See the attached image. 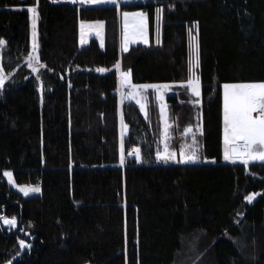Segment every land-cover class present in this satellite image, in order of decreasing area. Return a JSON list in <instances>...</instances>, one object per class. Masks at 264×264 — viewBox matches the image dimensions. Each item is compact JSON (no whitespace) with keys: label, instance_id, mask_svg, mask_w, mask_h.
<instances>
[{"label":"trees","instance_id":"16d2710c","mask_svg":"<svg viewBox=\"0 0 264 264\" xmlns=\"http://www.w3.org/2000/svg\"><path fill=\"white\" fill-rule=\"evenodd\" d=\"M34 3L0 0L4 64L14 70L0 96V264H264V162L224 160L221 87L264 81V0H38L39 72L24 62ZM124 9L145 10L152 36L162 9L161 44L121 50ZM82 19L104 20L103 46L81 44ZM193 36L204 162L161 164L159 107L151 100L145 118L132 99L121 104L114 66L122 58L135 82L186 81ZM168 100L176 119L184 103ZM6 170L40 193L23 196ZM3 216L17 223L6 226Z\"/></svg>","mask_w":264,"mask_h":264},{"label":"snow or ice","instance_id":"6c2138e0","mask_svg":"<svg viewBox=\"0 0 264 264\" xmlns=\"http://www.w3.org/2000/svg\"><path fill=\"white\" fill-rule=\"evenodd\" d=\"M73 3L76 0H72ZM81 3L87 4H99V3H113L117 0H80ZM38 4V0H37ZM28 11L32 14V53L28 56L29 67H32L34 72H39L41 67L45 65L40 63V57L38 53L39 44L37 42V21L39 19V13L37 7H31ZM158 14L162 12V9H158ZM159 18V16H158ZM122 34H121V47L124 51L128 50V46L133 43H143L147 45L149 43L148 36V17L143 11L138 12H122ZM198 27V25H197ZM104 28V21H96L94 23H85L81 21V44L85 42L86 29L95 31L96 35L101 37V46H103L102 31ZM191 29L189 32L191 33ZM159 42V41H157ZM7 41L0 39V48L6 45ZM192 59L190 60V73L191 75L186 82H181L180 86L188 89L193 97L191 103L199 105L201 104L200 97L202 96L201 77L197 74L195 69L200 67V43L197 36H193L191 39ZM116 68L119 70L121 64L118 62ZM98 72H106L108 69L97 68ZM8 79L4 69L0 66V89L5 86V81ZM39 79V77H37ZM120 85H121V104L125 99L124 87L131 88V91L127 93V98L135 100L140 104L142 110H145L146 105L142 102L146 100V95H143L149 89H153L156 93L157 99L160 101V114L164 121V150L158 151V159L167 161H175L176 163H189L195 162L200 157L197 154V140L195 134L192 135V145L189 147L191 151H185L181 149V159H176V152L169 151V123L167 104L164 103L165 92L172 90L170 84H133L132 83V71L127 69L120 72ZM43 84H41V100L43 99ZM121 136H120V155L119 161L123 165L125 163V147H124V130L127 125L124 123L123 112H121ZM200 134H203V127L198 126ZM191 126L185 129V134L192 133ZM223 144L224 153L223 158L226 161H241L247 164L249 161L264 162V82H248V83H225L223 85ZM139 158L140 149H133L132 153ZM10 180L12 178L11 172H5ZM20 191L27 196L31 193H39L41 191L39 186H24L20 188ZM255 195V194H254ZM248 196L246 199L251 202L254 198ZM3 222L6 225L13 226L17 223L15 217L8 218L3 217ZM22 247H31L27 245L24 240H20ZM10 264V262H9Z\"/></svg>","mask_w":264,"mask_h":264},{"label":"rangeland","instance_id":"374dc122","mask_svg":"<svg viewBox=\"0 0 264 264\" xmlns=\"http://www.w3.org/2000/svg\"><path fill=\"white\" fill-rule=\"evenodd\" d=\"M52 1L53 2H63V1H65V2H69V3H73L72 0H52ZM133 1H138V0H117V2L114 5H117L119 7L121 3L133 2ZM73 4H78L80 6H96V5H112L113 3L87 4V3H81L80 0H76V2L73 3ZM34 6L37 7V10H38V13H39V8H38V4L37 3L31 4V5L27 6L26 8L29 9V8L34 7ZM15 8H22V7L21 6H16ZM138 11L145 12L147 14V17H148V13L145 10H143V9H133V10L132 9H124V10L121 11V13L122 12H138ZM29 16H30V33H29L30 34V51L25 56L24 62H26V63H28V56L31 55V53H32V19H31L32 14H31L30 11H29ZM158 16H159V18H158ZM39 19H40V13H39ZM39 19L37 21V29H36V31H37V42L39 44L38 53H39V50H40V38H39V29H38ZM81 21H84L85 23H94L96 21H104V20H102V19H82V20H80L79 24H81ZM85 31H86L85 38L87 40H90L91 38H95L101 44V37L96 35L95 31L88 30V29H86ZM80 34H81V29H80ZM121 34H122V19H121ZM104 35H105V22H104V28H103V31H102L103 45H104V40H105V36ZM148 36H149V43L147 45H150L152 43H154L155 45L161 44V41H162V17L159 14H157V16L155 18L153 36H152V34L150 32V25H149V18H148ZM152 37H153V39H152ZM157 41H159V42H157ZM138 44H143V43L141 42V43L130 44L128 46V49L132 45H138ZM4 47H5V45L3 46V48H0V66L3 67L5 73H6L7 77H8V79L5 81V84H6V82L8 80L13 78L14 70L13 71H9L6 68L5 64H4ZM121 50H123L122 47H121ZM190 57H191L190 59H192V48H191V56ZM118 62L121 64V68L118 70L116 68V65L114 67L118 71V74H119V92L121 93L120 72L121 71H126L129 68L128 67H124V65L122 63V58ZM195 71L200 76L199 69H195ZM39 82H40L39 89L41 90V84L42 83H41V81H39ZM181 82H186V81H177V82H170V81L135 82V81H133V78H132V83L133 84H170V85H172V90L168 91V92H165V94H164L165 95L164 103H166L167 106H168L167 107L168 123L170 125V127H169V139L167 141V143L169 144V151L176 152V159L180 160L181 159V156H180L181 149H184L186 152L187 151H191V148L189 146L192 145V135L195 134L196 140H197V146H196L197 147V154H198V156L200 158L197 161H195V162H189V163H202V162H204L203 156L201 154V149H202L201 146H202L203 135L200 134V131H199V128H198V126H202V107H201L202 106V101H201V104H199V105L191 103V101L196 99V98L191 95V93H190V91L188 89L180 86ZM248 82H264V81H243V80H240V81L224 82L221 85V87H222V98H223V85L225 83H248ZM122 90L125 93V99H128L127 98V93H129L131 91V88L124 87ZM2 92H3V89H0V96L2 95ZM143 95H146V97H147L146 100L142 101L146 105L145 110H142L141 107H140V104L136 103L135 100H133V101L139 106V108H140L142 114L144 115V117L148 118V116H149V109H150L151 100H153L158 105L159 113H160V101L157 99L155 91L153 89H149ZM172 95H175L180 102L184 103V108L182 107L183 109H181L180 114L178 113V115L175 116L177 120L173 117V114H172V111H171V107H169L171 102L168 100V98H169V96H172ZM120 98H121V94H120ZM200 99H201V97H200ZM189 110L191 111L192 114L189 113ZM160 125H161V128H160V133H159V143H158V147H157V150H156V154H157L158 151L163 152V150H164V137H163L164 121H163V119L161 117V114H160ZM189 126L192 127L193 132L185 134V129L188 128ZM223 153H224V144H223ZM156 159H157V162L161 163V164H173V163H176L175 161H167V162H165L164 160L158 159L157 155H156ZM250 162H253V161H249L248 163H250ZM5 172H11L12 173L11 180L7 176L4 175ZM4 173H3L4 180H6L10 184V186L15 188L23 196H25V195H24L23 192L20 191L21 187L34 186V185H24V184L19 183L16 180V178L14 176V173L12 171L6 170V171H4ZM39 193H31L30 192L28 195L39 194ZM3 217L12 218L10 216H3ZM3 217H2V222H3ZM3 224H5V223L3 222ZM6 226H9V225H6ZM21 240H24L27 245L31 246V243L28 242L26 239H21ZM26 248H29V247H22V249H26ZM9 262L10 261L5 262L4 264H9ZM87 264H89V263H87Z\"/></svg>","mask_w":264,"mask_h":264},{"label":"built area","instance_id":"2783aa9c","mask_svg":"<svg viewBox=\"0 0 264 264\" xmlns=\"http://www.w3.org/2000/svg\"><path fill=\"white\" fill-rule=\"evenodd\" d=\"M131 153H132V151H131ZM132 157H136V155H134V154H130Z\"/></svg>","mask_w":264,"mask_h":264},{"label":"water","instance_id":"95a60500","mask_svg":"<svg viewBox=\"0 0 264 264\" xmlns=\"http://www.w3.org/2000/svg\"><path fill=\"white\" fill-rule=\"evenodd\" d=\"M17 226H19V224ZM28 239L30 240L31 238H28Z\"/></svg>","mask_w":264,"mask_h":264},{"label":"crops","instance_id":"0c3cea01","mask_svg":"<svg viewBox=\"0 0 264 264\" xmlns=\"http://www.w3.org/2000/svg\"><path fill=\"white\" fill-rule=\"evenodd\" d=\"M85 40L87 41V39L85 38Z\"/></svg>","mask_w":264,"mask_h":264},{"label":"bare ground","instance_id":"6f19581e","mask_svg":"<svg viewBox=\"0 0 264 264\" xmlns=\"http://www.w3.org/2000/svg\"><path fill=\"white\" fill-rule=\"evenodd\" d=\"M180 88V87H179ZM193 117V116H192Z\"/></svg>","mask_w":264,"mask_h":264}]
</instances>
